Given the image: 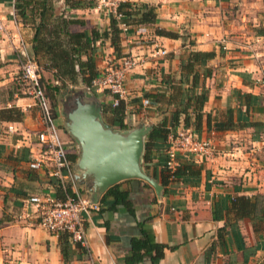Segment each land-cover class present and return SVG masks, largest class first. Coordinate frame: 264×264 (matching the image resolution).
Returning a JSON list of instances; mask_svg holds the SVG:
<instances>
[{
    "label": "crops",
    "instance_id": "0c3cea01",
    "mask_svg": "<svg viewBox=\"0 0 264 264\" xmlns=\"http://www.w3.org/2000/svg\"><path fill=\"white\" fill-rule=\"evenodd\" d=\"M45 1V17L39 18L40 5L31 2L20 16L14 11V0H0L5 25L0 35V108L15 107L21 113L15 120L0 117V264H126L123 259L130 253V241L141 239L142 229L163 246L161 255L153 259L143 255L131 264H264V220L236 217L229 210L234 196H264V0H127L153 7L155 21L119 33L118 54L144 58V64L124 78L125 129L143 123L151 126L180 109L181 94L191 81L188 76L180 98H172L170 85L180 80V60L189 51H211L212 57L194 70L193 90L206 91L200 126L197 130L187 127L208 146L191 155L177 151L179 162L191 160L201 166L199 175H185L164 186L159 182L163 149L151 148L146 174L161 186L160 194L143 180L119 181L129 205H101V193L95 202L98 209L83 213L86 249L68 238L64 252L58 235L16 219L30 194L65 195L47 165L28 166L30 155L38 149L35 132L41 121L33 99L17 80L18 59L22 52L36 59L45 83L58 84L52 70L42 68V53L34 56L31 49L34 28L41 23L46 35L56 24L55 17L81 21L69 23L67 30L86 34L96 71L120 56L108 37L92 38L93 31L100 34L109 26L110 14L96 0ZM155 29L176 37L158 35ZM160 49L165 50L163 55L154 53ZM70 87L80 89L75 96L86 91L81 82ZM145 93L159 100L143 105ZM72 96L55 105L69 106ZM92 98L100 105L102 121L124 130L110 125L107 114L101 113L109 95L101 93L96 99L92 94ZM53 115L59 122V116ZM178 118L180 128L182 115ZM57 126L62 131V125ZM65 145L73 171L78 150ZM76 185L87 196L86 186Z\"/></svg>",
    "mask_w": 264,
    "mask_h": 264
},
{
    "label": "trees",
    "instance_id": "16d2710c",
    "mask_svg": "<svg viewBox=\"0 0 264 264\" xmlns=\"http://www.w3.org/2000/svg\"><path fill=\"white\" fill-rule=\"evenodd\" d=\"M33 3L34 5H40L42 7L39 12V18H44L43 9L46 8L45 0H14L13 8L16 14L24 16L25 6ZM115 11L120 14L118 19H115L112 15L109 16V26L107 29L101 31L100 34L92 32L93 39L108 37L110 44L113 47L116 56L119 51V33L122 32L120 27L121 24L128 27H132L139 24H148L155 21V12L153 7L135 3L127 0L119 2L115 8ZM53 21L56 24L52 28H48L46 35L43 34L42 30L45 31V27L38 23L34 28L32 36L31 49L33 55L39 51L44 57L43 69L52 70V78L58 82V84L51 85L45 83L42 76H40V83L44 89L46 98H52L50 102L52 106L61 98L66 99L69 95L76 94V91L70 87L81 82L82 89H86L89 86L91 79L96 74L94 60L91 56V45L86 38L84 32H70L67 30L69 23H81L80 20L71 18L55 17ZM155 33L167 37H176L173 32L165 31L162 29H155ZM84 55V59L81 56ZM213 52H202V51H189L184 59L180 61V80L169 84L172 89V98H180L181 87L186 83L188 76L191 81L187 86L188 88L183 89L184 103L180 109L175 108L168 116L163 115L160 120L154 124H151L150 129L146 135L144 142V150L142 153V167L144 171L148 172L147 160L150 159L149 151L151 148L163 149L164 160L159 172V182L162 186L173 180L181 179L185 175H199L201 166L195 165L193 161L187 160L185 162L177 161L174 169L170 171L165 166L166 155L165 149L167 147L166 139L169 133H172L177 129L179 125L178 117L182 115L181 127L187 128L191 126L193 130H197L200 126L202 118V104L206 98V91L200 88L199 91L195 92V73L196 66H202L206 59L212 57ZM34 61L37 62L36 59ZM191 74V75H189ZM19 84L23 85L21 82ZM20 93V92H19ZM80 93V92H79ZM145 99L158 101L157 95L144 94ZM8 99L10 97H7ZM61 99V100H62ZM68 99V98H67ZM182 100V101H183ZM125 103L123 100H118L117 104L112 105L111 102L107 104H101V113L107 114L110 125L120 129H125L128 126L123 123ZM189 109V110H188ZM20 111L15 107L0 108V117L5 120H15L20 117ZM206 123L209 121V116L205 115ZM74 156H71V158ZM154 175V170H153ZM141 180V179H139ZM145 182V181H144ZM147 185V184H146ZM98 203L101 205H107L113 208L115 205L122 204L124 206L129 205L127 199V191L119 188V182L115 183L101 194ZM229 210L236 217H248L255 218L257 221L264 220V196L254 195L253 197L245 196H234L230 202ZM142 238H133L130 241V253L123 259L124 263L131 264L141 260L143 255H149L152 259L161 255L162 245L155 242L149 231L146 229L141 230ZM62 252H64L65 246L69 243V234L62 232L58 234ZM84 251V249H82ZM153 253V255L151 254Z\"/></svg>",
    "mask_w": 264,
    "mask_h": 264
},
{
    "label": "built area",
    "instance_id": "2783aa9c",
    "mask_svg": "<svg viewBox=\"0 0 264 264\" xmlns=\"http://www.w3.org/2000/svg\"><path fill=\"white\" fill-rule=\"evenodd\" d=\"M121 1L123 0H96L97 6L107 11L115 19L120 17L115 8ZM120 27L122 31L126 30V26L123 24ZM4 32L5 25L0 19V35ZM154 53L163 55L165 50H155ZM18 63L17 80L25 85V92L37 106L41 121L40 129L35 132L38 149L36 153L30 155L28 166L37 169L41 165H47L50 168V176L57 180L65 195L63 198H56L48 193L30 194L25 200L23 212L18 214L16 219L26 225L40 227L52 235L67 232L72 242L86 249L83 213L97 210L98 205L90 202L73 180L65 143L60 136L59 127L55 123L51 107L40 83V71L37 63L28 58L24 52L21 53ZM143 64L144 58L141 55L129 53L116 58L112 57L97 70L89 86L86 87V91L107 93L110 102L115 105L118 100H125V75ZM141 103L147 105L148 101L142 99ZM166 144L165 166L170 171L177 164L175 156L177 151L191 155L204 152L208 146L206 141L197 140L189 129L183 127L169 133ZM66 187L69 188V193L66 192Z\"/></svg>",
    "mask_w": 264,
    "mask_h": 264
},
{
    "label": "water",
    "instance_id": "95a60500",
    "mask_svg": "<svg viewBox=\"0 0 264 264\" xmlns=\"http://www.w3.org/2000/svg\"><path fill=\"white\" fill-rule=\"evenodd\" d=\"M72 102L62 127L77 145L72 177L86 186L89 201L95 203L106 188L126 179H141L160 194L161 186L142 167L150 124L112 129L102 121L100 105L90 91L76 95Z\"/></svg>",
    "mask_w": 264,
    "mask_h": 264
},
{
    "label": "rangeland",
    "instance_id": "374dc122",
    "mask_svg": "<svg viewBox=\"0 0 264 264\" xmlns=\"http://www.w3.org/2000/svg\"><path fill=\"white\" fill-rule=\"evenodd\" d=\"M22 90H25V85L23 84L22 86ZM75 90V89H74ZM91 94H93L94 95V97L96 98V99H99V96H100V94L101 93H94V92H91ZM73 97H75V94L72 96V98ZM72 98H71V100H72ZM49 101V100H48ZM105 102V101H104ZM109 102H110V100H109ZM49 104H50V107H51V110H52V113L54 114H57L58 116H59V122L57 121H55V123H56V125H58V123H60L61 125H62V123L65 121V114H66V112L73 106V103L72 102H70V104H69V106H66V107H57L56 105H54V106H52L51 105V103L49 102ZM54 116V115H53ZM59 133H60V136H61V138H62V140H63V142L65 143V144H67V147H68V149L70 148V147H73V148H75V151H77L78 149H77V145H76V143H75V141L67 134V132L64 130V128L62 127V131H61V129L59 128ZM66 146V145H65ZM73 148H71V150L73 149Z\"/></svg>",
    "mask_w": 264,
    "mask_h": 264
}]
</instances>
